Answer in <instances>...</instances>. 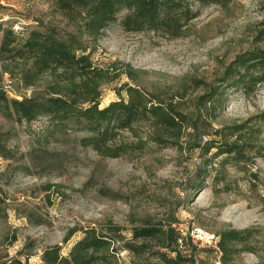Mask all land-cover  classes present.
Returning <instances> with one entry per match:
<instances>
[{
  "label": "rangeland",
  "instance_id": "1",
  "mask_svg": "<svg viewBox=\"0 0 264 264\" xmlns=\"http://www.w3.org/2000/svg\"><path fill=\"white\" fill-rule=\"evenodd\" d=\"M193 6L198 15L178 39L152 31L126 32L119 14L97 43L89 44L99 68L121 74L102 87L101 108L119 100L116 90L127 82L195 118L198 99L226 85L222 77L232 61L264 50V43L256 41V32L264 28V0H232L226 9ZM51 9L49 0H0V24L7 28L19 22L25 34L39 28L38 23L72 31ZM127 66L138 71L135 83L123 73ZM3 86L15 100L34 90L6 75ZM121 97L127 99L125 91ZM210 109L198 120L203 142H220L216 131L246 121L259 137L256 153L237 167L227 163L218 184L211 183L215 171L207 166L215 149L210 155L191 151L185 135L178 145L171 136L158 145L145 141L152 130L138 124L134 133L117 136L114 145L125 149L121 156L107 158L83 146L85 130L57 127L48 116L27 123L0 115V264H44L42 255L53 246L66 257L81 238L80 229L110 220L128 228L131 218L154 214L173 215L178 229L200 227L215 237L230 228L250 230L246 244L253 253H241L229 264H264V83L248 93L240 86L231 88L224 92L223 104ZM222 158H213L215 168ZM210 248L215 250L216 243ZM119 257L132 264L127 253ZM213 257L210 264H220Z\"/></svg>",
  "mask_w": 264,
  "mask_h": 264
},
{
  "label": "trees",
  "instance_id": "2",
  "mask_svg": "<svg viewBox=\"0 0 264 264\" xmlns=\"http://www.w3.org/2000/svg\"><path fill=\"white\" fill-rule=\"evenodd\" d=\"M49 1L53 15L66 21L72 31L38 23L39 28L26 34V30L14 33L12 22L7 28L0 24L1 116L27 123L48 116L57 127L75 126L87 132L81 138L83 146L107 158L121 156L125 149L114 145L117 136L122 131L134 133L138 124H147L152 130L145 141L158 145L167 143L164 136H171L178 145L185 135L191 151L200 149L203 155H210L215 149L207 163L215 171L211 178L215 184L224 180L227 163L237 167L256 153L258 131L251 132L247 121L216 131L215 135L222 137L220 142L215 139L203 142V135H198V120L203 111L209 112L211 106L223 104L225 91L240 86L248 93L257 84L264 83V50L244 53L232 61L222 77L226 85L209 89L201 96L193 118L171 104H162L157 96L147 95L135 83L138 71L129 66L123 73L135 84H121L116 90L119 100L101 108L102 87L118 81L121 74L113 68H99L89 45L97 43L119 14H123L119 23L126 32L152 31L178 39L198 15L193 5L226 9L232 0ZM256 33V41L264 43V28ZM5 75L25 89H34L32 95L21 100L10 99L3 86ZM39 86L41 91L36 90ZM121 91H125L127 99L121 97ZM205 105L209 109L202 111ZM5 151L2 156L6 157ZM218 157L223 158L215 168L211 161ZM177 224L173 215L160 217L158 214L131 218L128 228L110 220L80 229L82 236L66 257L62 256L60 247L53 246L44 251L42 261L44 264H123L119 256L127 253L132 264H210L215 255L220 264H229L241 253H253L246 244L250 230L230 228L219 232L214 250L193 241Z\"/></svg>",
  "mask_w": 264,
  "mask_h": 264
},
{
  "label": "built area",
  "instance_id": "3",
  "mask_svg": "<svg viewBox=\"0 0 264 264\" xmlns=\"http://www.w3.org/2000/svg\"><path fill=\"white\" fill-rule=\"evenodd\" d=\"M9 18H5L4 20H8ZM13 26V31L14 33H23L25 32L24 27L19 23H14ZM186 233L189 234V236L191 237V239L193 241H195L196 243L201 244L202 246H207V247H211L213 246L215 243H217V239L214 235L208 233L207 231H205L203 228H197V227H191L190 229H186L185 230Z\"/></svg>",
  "mask_w": 264,
  "mask_h": 264
},
{
  "label": "crops",
  "instance_id": "4",
  "mask_svg": "<svg viewBox=\"0 0 264 264\" xmlns=\"http://www.w3.org/2000/svg\"><path fill=\"white\" fill-rule=\"evenodd\" d=\"M10 1V0H9ZM12 1V0H11ZM1 3H3V1H1Z\"/></svg>",
  "mask_w": 264,
  "mask_h": 264
}]
</instances>
